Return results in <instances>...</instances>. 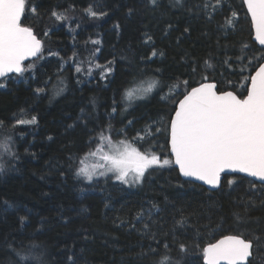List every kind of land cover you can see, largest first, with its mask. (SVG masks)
<instances>
[{
    "label": "trees",
    "instance_id": "16d2710c",
    "mask_svg": "<svg viewBox=\"0 0 264 264\" xmlns=\"http://www.w3.org/2000/svg\"><path fill=\"white\" fill-rule=\"evenodd\" d=\"M173 2L158 0V6H153L148 0H32L39 15L26 13L22 22L42 41V52L25 62V67H32L23 76L4 78L1 83L6 87H0V164L5 166L0 171V264H11L15 259L8 244L31 248L32 241L47 248L49 264H66L69 255H74L77 264H152L163 259L165 242L171 246L173 261L202 264V253L185 256L176 244L187 243L197 228L202 245L220 238L222 229L217 225L222 216L227 219L224 228L232 224L231 212L243 210V204H238L242 197L257 201L250 209L251 217L264 218V207L259 206L264 194L250 189V182L258 187L259 183L241 174H223V187L211 191L196 182L186 183L175 166L153 167L139 186L129 187L113 180V174L111 179L98 177L93 181L75 175L79 161L70 158H84L91 149L90 140L105 132L110 137L115 134L130 139L166 114L160 112L165 105L155 90L121 111L128 103L121 99L125 86L136 87L140 80L156 77L170 85L179 83L182 90L192 59H198L201 68L209 59L218 65L226 49L227 56H241L242 44L250 45L244 49L248 56L244 64L262 62L259 57L264 48L253 43L242 0H224L225 8L237 11L240 19L229 31L218 27V22H223L221 15L209 21L200 9L202 3L214 0H184V7H173ZM89 6L106 15L91 17L85 11ZM52 9L67 19L57 21L51 16ZM148 36L151 41L146 43ZM153 50L157 53L154 56ZM109 66L113 72L102 75V69ZM240 67L236 63L227 71L218 68L224 72L219 79L241 84L243 81L232 74ZM156 69H161V74ZM250 71L254 69L246 68L243 75ZM209 74L215 75L211 70ZM133 77L136 83L126 84ZM170 77L174 79L170 81ZM169 91L176 88L164 90L165 94ZM116 105L117 112L112 113ZM167 106L172 107L170 101ZM33 117L35 123H27ZM78 118H82L79 123ZM18 120L26 123L17 124ZM73 124L74 128L68 127ZM134 143L171 158L163 133ZM230 179L236 183L227 185ZM153 204L160 209L153 212L156 223L151 225L153 232L159 231L160 246L156 255L141 258L138 253L142 249L149 245L157 248V243L143 235V221L135 217L142 208L147 215ZM181 209L187 225L177 227L178 240L173 244L171 235L167 241L164 237L180 220ZM21 217L26 218L23 223ZM249 227L260 235L264 220L259 227L254 223ZM252 264H264V247L257 250L254 246Z\"/></svg>",
    "mask_w": 264,
    "mask_h": 264
},
{
    "label": "snow or ice",
    "instance_id": "6c2138e0",
    "mask_svg": "<svg viewBox=\"0 0 264 264\" xmlns=\"http://www.w3.org/2000/svg\"><path fill=\"white\" fill-rule=\"evenodd\" d=\"M148 2L150 5L158 6V0H148ZM242 4L246 6V17H250V34L254 31L253 43L258 41L260 46H264V0H242ZM173 7H184V0H174ZM200 9L209 21L215 19V15H221L223 22H218V27L225 31L234 30L240 23L239 13L230 8L226 9L224 0H214L211 4L204 2L200 5ZM85 11L93 18L106 15L103 11L92 10L91 6ZM132 11L129 9V14ZM26 13L39 15L38 5L33 4L32 0H0V78L10 79L9 74L23 76L28 68L32 67L31 64L25 67V61L31 57H38L42 52V41L37 38L32 27L25 26L22 22ZM51 16L57 21L67 19L63 13L55 9L51 10ZM168 28L170 29L171 25H168ZM184 31L189 30L185 28ZM150 41L151 37L148 36L145 42ZM246 48H250V45L242 44V55L235 58L227 56L226 49L225 56L218 65H213L209 59L203 61L204 67L201 68V62L192 59L189 79L183 80L182 90L179 83L170 85L169 82L156 77L140 80L139 86L136 87L125 86L121 99L128 103L121 111H126L132 106L131 102L148 97L154 90L159 94L160 102L165 105L160 112L166 114L150 121L145 126L146 133L142 129L137 133L136 139L145 137L155 139L157 134H165L171 158L146 154L124 142H121L122 149L113 146L109 152H105L103 146H98L95 151L89 150L84 158L78 156L70 158L79 161L80 166L75 168V175L93 181L94 177L112 173L115 180L123 184L137 185L143 182L146 173L153 166L160 168L175 166L184 178H194L186 180V183L201 181L211 186L209 189L211 191L223 187L222 174L239 172L259 178V187L256 183L250 182V189L264 194V63L244 64L248 59L244 52ZM156 54L153 50L152 55ZM159 54L163 56V53ZM141 59L147 62L146 58ZM259 60H264V55H261ZM236 63L241 65L240 71L232 74L238 81H243L241 84L238 85L232 79H219L224 72L218 71V68L227 71ZM246 68H253L254 71L244 76L243 72ZM79 70L78 68L77 71ZM209 70L215 75H210ZM161 71V69L155 70L158 75ZM112 72L113 68L109 66L102 69L101 74L108 76ZM197 76H199L198 80ZM136 79L133 77L126 84H134ZM173 79L169 78L170 81ZM0 86L6 87V85ZM170 87H175L176 91L165 94L164 90ZM36 91L42 92L44 89ZM169 101L172 104L170 108L167 106ZM117 108L118 105L114 106L112 113H116ZM81 111L83 113V110ZM112 113H109V116ZM81 119L78 118L77 123ZM16 123L26 122L18 120ZM27 123H35V117ZM128 123L131 124L132 121ZM75 126L73 124L68 127ZM84 126L87 127V121L84 122ZM141 133H144V136ZM98 141L99 137L90 140V143H98ZM108 143L111 145L110 138ZM98 153H102L100 159L103 163L89 166L86 163L87 157H95ZM14 158L18 159V156L14 155ZM4 167V164H0V171L4 170ZM72 167L70 164L69 170H72ZM235 183L234 179L227 180L229 186ZM239 203L243 204V210L237 208L231 212L233 220L228 228L223 227L227 219L222 216V223L217 225L222 229L221 236L214 242L202 245L201 230L197 228L187 243L176 244L177 227L186 228L187 225V217L183 215L182 209L180 220L174 222L170 233L165 234L164 239L167 241L168 235H171L172 243L176 244L185 256L202 253V264H252L254 246H257V250L264 247V232L257 235V230L250 228L249 225L254 223L259 227L264 218L250 216V209L257 205L253 197L249 196L247 199L242 197ZM259 206L264 207V199L260 200ZM154 211L157 213L160 211L155 204L147 210V215L142 208L135 217L137 221H143L141 229L143 235L157 243V248L149 245L147 249H142L138 253L141 258L156 255L159 250L160 241L157 240L159 231L153 232L151 227L156 223L152 219ZM25 219L21 217V223ZM132 227L135 228V224ZM34 235L36 233H33ZM198 236H201V242H197ZM31 244V248H25L23 244L17 247L15 242L8 244V249L15 257L11 264H49L46 259L49 255L47 248L42 243L36 244L32 241ZM163 248L165 250L163 259L152 261V264H163V261H168V264H180V261L171 259L169 243L165 242ZM66 264H77L74 255L66 257Z\"/></svg>",
    "mask_w": 264,
    "mask_h": 264
},
{
    "label": "rangeland",
    "instance_id": "374dc122",
    "mask_svg": "<svg viewBox=\"0 0 264 264\" xmlns=\"http://www.w3.org/2000/svg\"><path fill=\"white\" fill-rule=\"evenodd\" d=\"M2 82V80L0 81V85H4V83H1ZM137 86H139V84L137 85ZM146 86V85H145ZM1 87V86H0ZM145 99V98H144ZM146 131H147V129H145V133H146ZM119 134H121V135H123L124 136V134H123V132L121 131ZM141 135L142 136H144V133H141ZM127 136H124V137H121V138H117L116 136H115V134L112 136V137H110V134H108L107 132H105V133H103V134H101V136L99 137V141H98V143H92V145H91V151H95L96 150V148L98 147V146H103L104 147V151L105 152H109V151H111V148L114 146V147H119V148H123V143H121V142H124V143H127V144H130L132 147H135V148H137V149H139L141 152H145L146 154H149V155H151V154H157V155H160V153H158V152H155V151H150V150H143V149H140L137 145H135V141H137V142H141V141H143V139H146V137L145 138H143V139H140V140H138V139H136V137H137V133H135L130 139H127L126 138ZM109 138H110V140H111V145H109V143H108V141H109ZM94 139V138H93ZM102 155V153H98L97 154V156H95V157H92V156H88L87 157V159H86V163L89 165V166H91V165H93V164H98V163H103V161L100 159V156ZM161 156V155H160ZM162 158H164V157H162ZM80 166V165H79ZM153 167H159V166H153ZM114 176V175H113ZM99 178L101 177V178H109V177H112V173H108L107 174V176H98ZM98 177H94V178H98ZM113 180H115V178L113 177L112 178ZM116 182H117V180H115ZM141 184V183H140ZM140 184H137L136 186H139ZM127 185V184H126ZM128 187L130 186V185H127ZM133 186H135V185H133Z\"/></svg>",
    "mask_w": 264,
    "mask_h": 264
},
{
    "label": "water",
    "instance_id": "95a60500",
    "mask_svg": "<svg viewBox=\"0 0 264 264\" xmlns=\"http://www.w3.org/2000/svg\"><path fill=\"white\" fill-rule=\"evenodd\" d=\"M249 19H250V17H249ZM253 32V36H252V39L254 38V31H252ZM38 38V37H37ZM39 39V38H38ZM256 43L259 45V43H258V41H256ZM260 46V45H259ZM260 47H262V48H264V46H260ZM39 55V54H38ZM36 57H31V58H29L28 60H26L25 62H27V61H29V60H32V59H35ZM261 63H264V60H262V62ZM11 75H14V74H9V76H11ZM4 78H0V81L1 80H3ZM178 169V168H177ZM229 173H236V174H241V175H244V176H246V177H249V178H251L252 180H254V181H256V182H258L259 183V178H255V177H250V176H248L247 174H245V173H239V172H229ZM184 178V177H183ZM184 179H186V180H188V179H194V178H184ZM194 182H196V183H199V184H201V185H204V186H206V187H208V188H211V186H209V185H206V184H204L203 182H201V181H194ZM219 239V238H218Z\"/></svg>",
    "mask_w": 264,
    "mask_h": 264
},
{
    "label": "flooded vegetation",
    "instance_id": "af4514ba",
    "mask_svg": "<svg viewBox=\"0 0 264 264\" xmlns=\"http://www.w3.org/2000/svg\"><path fill=\"white\" fill-rule=\"evenodd\" d=\"M226 174H230V173H226ZM223 175V174H222Z\"/></svg>",
    "mask_w": 264,
    "mask_h": 264
}]
</instances>
